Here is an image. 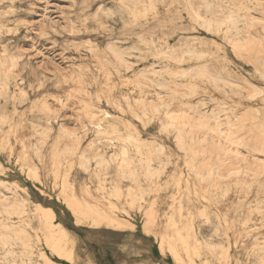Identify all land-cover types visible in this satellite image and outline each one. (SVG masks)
<instances>
[{
	"label": "rangeland",
	"instance_id": "1",
	"mask_svg": "<svg viewBox=\"0 0 264 264\" xmlns=\"http://www.w3.org/2000/svg\"><path fill=\"white\" fill-rule=\"evenodd\" d=\"M210 1L214 11L223 9L219 15L240 16V28L223 24L218 33L203 25L195 14L201 0H0V196L18 198L23 207L9 213L0 199V232L14 230L12 237L0 235L2 263L264 264V168L244 185L235 173L256 168L236 157L248 154L237 135L264 141V96L253 90L264 88V26L247 23L264 21V0ZM248 29L258 32L252 44L231 42L228 35ZM172 48L194 54L173 58ZM117 52L125 53L124 62ZM197 65L222 77H215L219 84L229 77V94L180 71ZM153 67L171 68L154 79L184 90L193 83L195 91L175 95L166 86L143 85L136 75ZM161 91L160 113L147 116L136 106ZM179 102H205L232 131L207 129L215 144L181 150L176 134L200 129L177 123ZM123 144L134 157L133 178L117 169L126 164L118 159ZM221 146L232 153H215ZM203 147L214 153L200 152ZM94 153L108 158L109 169H100ZM255 155L264 159L261 147ZM149 156L155 175L146 176Z\"/></svg>",
	"mask_w": 264,
	"mask_h": 264
},
{
	"label": "bare ground",
	"instance_id": "2",
	"mask_svg": "<svg viewBox=\"0 0 264 264\" xmlns=\"http://www.w3.org/2000/svg\"><path fill=\"white\" fill-rule=\"evenodd\" d=\"M140 1H143V0H140ZM202 2H201V6H200V9L201 10H196L195 11V14L197 15V17L198 18H200V21L203 23V25H205V24H207V25H211V27H216L217 26V30L216 31H218V33L219 32H221L222 30L220 29V27L223 25V24H225L226 26H227V30H233V29H236V28H238L239 26H238V17H240V16H238L237 18L231 13V12H229V15H227V16H223V15H219L218 14V12H220V13H222L223 12V9H219V10H217V9H215L216 11H214L213 10V4H212V1H210V0H201ZM150 4V3H149ZM221 6V5H220ZM221 8V7H220ZM223 8V7H222ZM131 10V9H130ZM135 10V9H134ZM133 10V11H134ZM238 12V11H237ZM157 13V12H156ZM208 13V14H207ZM235 13V12H234ZM108 14V13H107ZM226 14V13H225ZM237 14V13H236ZM109 16V15H108ZM245 17V16H244ZM136 19H137V17H136ZM245 20V19H244ZM200 22V23H201ZM241 21H239V23H240ZM243 22V21H242ZM247 23H248V25H250V26H252L251 28H253L256 24H260L261 23V25H263L264 26V21L263 20H261V19H251L250 21H247ZM206 25V27H208ZM213 25V26H212ZM211 27H209V28H211ZM214 27V28H215ZM218 27H219V29H218ZM240 28V27H239ZM250 28V27H249ZM226 29V28H225ZM207 30H208V28H207ZM212 30H214V29H212ZM256 30V29H255ZM72 31V30H71ZM253 31H254V29H253ZM224 32V31H223ZM238 32V31H237ZM226 33V32H225ZM229 33V32H228ZM234 33V32H233ZM233 33H229L230 35H228L229 36V38L232 40L231 42H233L235 45H237L239 48H244L245 46H248L249 44H252L254 41H255V39L252 37V36H255V38L256 37H258V35H256V33H258V32H252L250 29H248L246 32H244V34H243V32H242V35L241 36H239V37H236V35H238V34H234V36H232V34ZM228 36H226V37H228ZM228 38V39H229ZM257 39V38H256ZM89 44V43H88ZM113 45V44H112ZM111 45V46H112ZM110 46V45H109ZM114 46V45H113ZM116 46V45H115ZM253 46V45H252ZM34 47V46H33ZM113 49H117V48H115V47H112ZM111 49V48H110ZM92 51H94V49H91ZM118 50V49H117ZM120 50V49H119ZM195 52V51H194ZM5 53V52H4ZM114 53V52H113ZM184 53H186V54H192L193 53V51L192 50H177V49H174V48H172V52L171 53H169L170 54V56H172L173 58L174 57H179V56H182L183 57V54ZM197 52H195V54H196ZM201 53V52H200ZM204 53H206V52H204ZM125 54V53H124ZM124 54H121V53H118L117 52V55H118V57L121 59V61L122 62H124L126 59L123 57V55ZM194 54V53H193ZM192 54V55H193ZM117 57V58H118ZM118 58V59H119ZM14 59V58H13ZM183 59H184V57H183ZM182 59V60H183ZM13 63V62H12ZM127 65H128V62L126 61L125 62ZM125 64V65H126ZM130 65V64H129ZM131 66H132V64H131ZM130 66V67H131ZM198 66V65H197ZM105 69V68H104ZM188 69H189V67H188ZM188 69H182V70H180L184 75L183 76H193V75H200L202 78L204 77V79H206V81L207 82H209V84L211 83V84H213V87L215 88V90H219L220 92H222V93H224V94H229V90L230 89H227L226 88V86H228V85H230V84H232L233 85V81L232 80H230V78H229V81L228 80H226V79H228V78H226L225 79V82H223L222 84H219V82H216V80H217V78H215L217 75H216V73H215V75L216 76H214L213 77V75L211 74L212 72H210V70L208 69V66L207 65H201V66H198L197 68H193V69H191V70H188ZM170 70H171V68H169V69H166V70H162V71H158L156 68H151V69H142L136 76L138 77V79L139 80H141L140 82L143 84V85H145V86H147V85H149V82H152V85H153V83L155 84H157V87H158V85L160 86V85H162V86H166V88H168V89H172V91L175 93V95L177 94V93H179V92H182V93H186V94H189V93H193L194 91H195V88L197 87H195V85L192 83V85L191 84H188V85H190L187 89H183L182 88V86H180V84L178 83V82H175L174 84H172V86H170V84H168L169 82H166V80H164L165 82H160L161 80H158V78L157 79H154V76L156 77V75L159 73V72H161V73H159V74H162V72H170ZM174 69L172 68V71H173ZM175 71V70H174ZM219 72V71H218ZM264 72V71H263ZM263 72H262V75H263ZM174 73H176V71L175 72H172V74H174ZM221 74H223V73H221ZM162 76V75H161ZM222 76H224V75H222ZM264 76V75H263ZM65 77V76H64ZM218 77V76H217ZM225 77V76H224ZM163 79H164V77H162ZM219 78V77H218ZM222 78V77H221ZM221 78H219V79H221ZM138 79H137V82H138ZM218 79V80H219ZM217 80V81H218ZM222 80H224L223 78H222ZM136 81V80H135ZM222 82V81H221ZM140 83V84H141ZM235 83V82H234ZM138 85H139V83H137ZM236 85V84H235ZM237 86H238V84H237ZM230 87V86H229ZM228 87V88H229ZM240 87V86H239ZM241 87H243V86H241ZM248 87V86H247ZM186 88V87H185ZM159 89H161V88H159ZM162 89H165V88H162ZM161 89V90H162ZM234 88H232V90H233ZM235 90V89H234ZM253 90L258 94V93H260V95L262 94V96H264V88H259L258 86H255V85H253ZM167 91V90H166ZM247 91V90H246ZM219 92V93H220ZM254 92V93H255ZM173 93V94H174ZM235 93H238V90H237V92H235L234 91V93L233 94H235ZM185 94V95H186ZM191 94L189 95V96H191ZM172 95V94H171ZM174 95V96H175ZM142 96V95H141ZM173 96V95H172ZM188 96V95H187ZM257 96V95H256ZM72 97V96H71ZM54 98V97H53ZM213 98V97H212ZM220 99V98H219ZM219 99H216V97H215V100H219ZM210 100H214V99H210ZM214 100V101H215ZM221 100V99H220ZM129 102V101H128ZM136 102V106L138 107V108H141L142 109V111L144 112V114L145 115H149V113L150 112H152V113H154V114H156V113H160V111H161V106H163L165 103H166V101H165V98L162 96V91L161 92H159L158 93V96H157V98H155L154 100H148L147 98H143L142 100H140V101H135ZM219 102V101H218ZM222 103V102H221ZM43 104H44V102H43ZM217 104H219V103H217ZM223 104H228V102H224ZM223 104L221 105V106H223ZM230 104V103H229ZM128 105H130V111L129 112H131L132 114H133V116L135 115L136 117L138 116V114L135 112V110H133L132 109V103H129ZM232 105L233 104H230V106L232 107ZM178 106H181V109H179V110H176V112H177V114H178V112H181L182 114H180V115H178L177 116V119H178V121H177V123H179V124H181V125H184V126H187V125H190L191 124V126H195V125H197V126H199V128H198V130L200 129V131H196V129L195 128H190V129H187L186 128V133L184 132H182V131H180L179 132V134L177 133L176 135H177V141L179 142V143H177V144H179L180 145V148H181V150H183V148H185L186 149V147H187V145L188 144H192V143H196V142H199V144L200 143H206V142H210V144H215L214 143V135L212 134V132L213 131H215V132H217L219 135H222L223 133H225L226 132V130H230V132L232 131V129L230 128H223L222 127V125H224V119L222 118V115H220V113H219V111L217 112V110H215L214 108L213 109H206V107H205V102H203V103H199V102H197V103H186V102H179L178 103ZM220 106V105H219ZM225 106V105H224ZM214 107V106H213ZM215 107H217V106H215ZM234 107V106H233ZM236 108V107H235ZM140 109V110H141ZM219 109H222V108H219ZM218 109V110H219ZM224 110V109H223ZM227 111H228V108H227ZM165 112V114L166 115H170V113L172 112V110H170V109H167V110H165L164 111ZM223 112V111H222ZM222 112H221V114H222ZM246 112V111H245ZM107 114V113H106ZM172 114V113H171ZM176 113H175V117H176V115H177ZM243 114V113H242ZM110 115V114H109ZM227 115V119H230V116H229V114H226ZM238 115H240L239 113H238ZM113 116V115H112ZM155 116V115H154ZM244 116V115H243ZM135 117V118H136ZM170 117V116H169ZM224 117V116H223ZM236 117L239 119V117L236 115ZM174 118V117H173ZM226 118V117H225ZM252 119V118H251ZM231 120V119H230ZM229 120V121H230ZM228 121V120H227ZM237 121V120H236ZM193 122V123H192ZM227 123H231V122H227ZM232 123H233V121H232ZM100 124V123H99ZM112 124V123H111ZM210 124H212V125H214V129L210 126ZM229 124H228V126H229ZM173 125V124H172ZM227 125V124H226ZM231 125V124H230ZM254 125V124H253ZM97 126H99V125H97ZM173 126H175V125H173ZM178 126V125H177ZM190 126V127H191ZM196 126V127H197ZM208 126H210L209 128H207ZM232 126V125H231ZM206 127V128H205ZM98 128V127H97ZM102 128V127H101ZM207 129H211L212 130V132L211 133H209V132H207L208 130ZM100 130V129H99ZM195 130V131H194ZM207 130V131H206ZM101 131V130H100ZM262 131V130H261ZM99 132V131H98ZM230 132H229V134H230ZM101 133V132H100ZM107 133V132H106ZM46 135V134H45ZM65 135V134H64ZM212 135V136H211ZM110 136V135H109ZM246 135H243V136H241V135H237V143H239V144H242L243 146H245L246 147V149H247V155L244 153V155L243 154H241L242 152H240V151H238V153H237V158L240 160V159H242V160H245V161H249V162H251V164H253V165H255L256 166V168L255 169H253V170H251L250 172H249V168H247V167H239L236 171H235V173H236V178H237V183H238V185H244V184H249V183H253V182H255L256 181V179L254 178V180L252 179V178H249L252 174V176H254V177H257V175H258V173H256V169H261V168H264V159H260L259 157H257L256 155H255V152H259V150H260V147H261V149H262V151L264 152V141H262V142H258V141H256V140H252L251 139V137L250 136H248V137H245ZM255 136V135H254ZM259 136H261V135H259ZM119 137H121V136H119ZM49 138V137H48ZM111 139H113L114 140V138H117V137H110ZM117 139H119V138H117ZM122 139H123V137H122ZM125 139H127V140H134V137H133V135L132 136H128V137H125ZM264 139V138H263ZM136 140V139H135ZM138 140V139H137ZM136 140V141H137ZM10 141V140H9ZM44 141V140H43ZM98 142H100V141H98ZM141 141L139 140V143H140ZM138 143V144H139ZM135 144V143H134ZM143 145V144H142ZM147 145V144H146ZM109 146V145H108ZM107 146V147H108ZM114 146V145H113ZM116 146V145H115ZM144 146V145H143ZM148 146V145H147ZM194 146V145H193ZM218 146V145H217ZM240 146V145H239ZM160 147H162V146H160ZM120 148V147H119ZM138 148H139V145H138ZM137 148V149H138ZM157 148V147H156ZM142 149V148H141ZM161 150L163 149V148H160ZM184 149V150H185ZM192 149V148H191ZM215 149H217V151L215 152V153H217V154H228V153H232V151H233V149L232 150H230L227 146H221V147H216ZM139 150V149H138ZM160 150V151H161ZM190 150V149H189ZM89 151H91V150H86V151H84L83 153H82V157L83 158H87V156H88V154H87V152L89 153ZM140 151V150H139ZM163 151V150H162ZM194 151V150H193ZM136 152V151H135ZM141 152V151H140ZM157 152V151H156ZM200 152H202V153H209L210 155H212L213 153H214V151L212 150V148H209V149H207V148H201L200 149ZM104 153V152H103ZM118 153V152H117ZM138 153V152H137ZM234 153V152H233ZM260 153H262V152H260ZM111 154V153H110ZM114 153H112L111 154V159H115V158H118V155H116V153L113 155ZM141 154H142V152H141ZM163 154V153H162ZM116 155V156H115ZM143 155V154H142ZM147 155V154H146ZM93 156H94V158L96 159V161H97V164H98V166L100 167V169H102V170H104V169H109L108 168V165L106 166V164L109 162L108 161V158L103 154L102 155V153H94L93 154ZM147 157V156H146ZM93 158V159H94ZM141 158V157H140ZM88 159V158H87ZM119 160H121V161H123V162H125L126 164H122L121 162V164H118L117 165V169L119 170V172L121 173V174H123V175H125V176H128V177H130V178H133L135 175H136V173H137V168L136 167H133V159H134V157L132 158L131 156H130V152H129V148L126 146H124V144H123V148H122V150H121V156H120V158H118ZM142 159L143 158H141V161H142ZM152 160L151 159V156H149V158L147 159V164H146V167H145V174H146V176H150L151 174H152V172H153V169H151L150 168V160ZM210 159V158H209ZM235 159V158H234ZM86 160V159H85ZM229 160V159H228ZM138 162H140V161H138ZM87 163V162H86ZM131 163H132V165H131ZM146 163V162H145ZM141 164V163H140ZM136 165H137V163H136ZM138 166V165H137ZM140 166V165H139ZM142 166V165H141ZM107 167V168H106ZM143 167V166H142ZM250 167V166H249ZM244 168L246 169V170H244ZM213 169L211 168V171H212ZM248 170V171H247ZM156 171H157V169H156ZM162 171V170H161ZM232 171V170H231ZM255 171V172H254ZM260 171V170H259ZM258 171V172H259ZM264 171V170H263ZM253 172V173H252ZM154 173V172H153ZM160 173V172H159ZM158 173V174H159ZM252 173V174H251ZM263 173V172H262ZM209 174H211L210 172H209ZM232 174H233V172H232ZM261 173H259V175H260ZM154 175H155V173H154ZM203 175V174H202ZM206 175H208V174H206ZM235 175V174H234ZM212 176V174L210 175V177ZM225 176V175H224ZM202 177V176H201ZM203 178H205V177H203ZM223 178V177H222ZM221 178V179H222ZM229 178V177H228ZM249 178V179H248ZM224 179H225V177H224ZM253 181H252V180ZM206 180V179H205ZM223 180V179H222ZM167 182V181H166ZM226 183V182H225ZM252 185V184H251ZM261 185V184H260ZM250 186V185H249ZM251 187V186H250ZM226 188V187H225ZM227 189V188H226ZM229 189V188H228ZM228 191V190H227ZM227 191H225V192H227ZM122 193V192H121ZM228 193V192H227ZM28 194V193H27ZM168 197V196H167ZM0 199H2V202H3V209H4V211H8L9 213H11V212H13V213H18V211L20 210V209H23V207H22V205H20L19 203H18V198H9V197H6L5 195L4 196H0ZM239 200H241L240 198H239ZM260 202H262V201H260ZM7 203H9V204H7ZM129 203V202H128ZM37 205H39L40 206V208H42V209H45V210H47L46 211V213H47V215L48 216H51V217H54L56 214H55V212H54V210L52 209V208H46V207H44V206H42L39 202L37 203ZM201 212L203 213V214H205V209L203 208V205L201 206ZM206 219H207V217H206ZM81 220V219H80ZM118 220V219H117ZM119 221H121V220H119ZM118 221V222H119ZM148 225V224H147ZM146 225V226H147ZM60 226H61V231L63 232V233H66V229H65V226L63 225V224H60ZM4 227H6V226H4ZM13 229L11 228V229H8V230H5V231H2V232H0V235H2V236H6V233H8V236L9 237H12L13 236ZM17 231V230H16ZM16 234V233H15ZM193 234V233H192ZM195 235V234H194ZM15 236H17V235H15ZM195 242L196 243H198V240H196L195 239ZM206 246H209V247H212L213 246V244L212 243H209V242H206ZM70 254V253H69ZM0 264H6V263H2L1 262V257H0ZM190 264V263H189Z\"/></svg>",
	"mask_w": 264,
	"mask_h": 264
}]
</instances>
